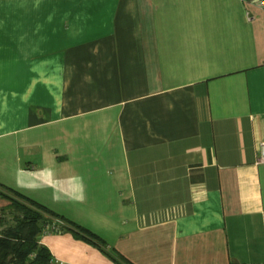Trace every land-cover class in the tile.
<instances>
[{"label": "crops", "instance_id": "crops-1", "mask_svg": "<svg viewBox=\"0 0 264 264\" xmlns=\"http://www.w3.org/2000/svg\"><path fill=\"white\" fill-rule=\"evenodd\" d=\"M261 143L257 4L0 0V182L107 251L264 264ZM38 239L55 264H121L68 230Z\"/></svg>", "mask_w": 264, "mask_h": 264}, {"label": "trees", "instance_id": "trees-1", "mask_svg": "<svg viewBox=\"0 0 264 264\" xmlns=\"http://www.w3.org/2000/svg\"><path fill=\"white\" fill-rule=\"evenodd\" d=\"M0 194L7 202L0 207V264H55L51 251L40 242L46 225L55 223L60 232L71 231L98 245L104 253L121 264H131L116 252L105 248L100 236L88 228L58 214L48 206L33 200L0 182ZM60 221L56 223V221ZM54 224V225H55Z\"/></svg>", "mask_w": 264, "mask_h": 264}, {"label": "built area", "instance_id": "built-area-1", "mask_svg": "<svg viewBox=\"0 0 264 264\" xmlns=\"http://www.w3.org/2000/svg\"><path fill=\"white\" fill-rule=\"evenodd\" d=\"M243 2H247V3H255L257 4L261 10H262V13H263V16H264V0H242ZM260 158L261 159H264V145L263 143L260 144ZM60 221H56V223H59ZM55 223H49L48 225H46V232L48 231H59L58 230V226L55 224Z\"/></svg>", "mask_w": 264, "mask_h": 264}]
</instances>
